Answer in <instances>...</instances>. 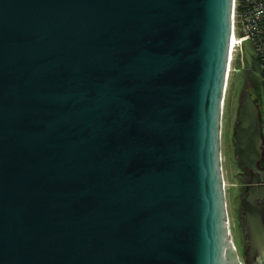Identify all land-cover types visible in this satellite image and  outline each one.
Returning a JSON list of instances; mask_svg holds the SVG:
<instances>
[{
    "label": "water",
    "instance_id": "95a60500",
    "mask_svg": "<svg viewBox=\"0 0 264 264\" xmlns=\"http://www.w3.org/2000/svg\"><path fill=\"white\" fill-rule=\"evenodd\" d=\"M233 7L0 0V264H243L221 143ZM262 141L248 95L245 168ZM258 190L243 201L261 249Z\"/></svg>",
    "mask_w": 264,
    "mask_h": 264
},
{
    "label": "rangeland",
    "instance_id": "374dc122",
    "mask_svg": "<svg viewBox=\"0 0 264 264\" xmlns=\"http://www.w3.org/2000/svg\"><path fill=\"white\" fill-rule=\"evenodd\" d=\"M253 48L249 42H245L233 51L230 73L225 93L223 118H222V157L223 172L225 178V190L227 200V210L229 214V225L232 234L237 238L236 233L239 232L237 226V208L240 204V171L241 165L237 160V152L235 145V136L239 126L237 121L240 114V96L248 91L241 83V74L247 67H252L256 74L255 65H258L252 59ZM258 67V66H256ZM257 76V81L261 87L262 104L264 102V94L261 77ZM237 244V242H236Z\"/></svg>",
    "mask_w": 264,
    "mask_h": 264
},
{
    "label": "flooded vegetation",
    "instance_id": "af4514ba",
    "mask_svg": "<svg viewBox=\"0 0 264 264\" xmlns=\"http://www.w3.org/2000/svg\"><path fill=\"white\" fill-rule=\"evenodd\" d=\"M241 83L244 88H248L249 90L245 93H242L240 96V114H238L237 121L240 123L241 119V108L245 98L248 95L252 98L254 104L257 106L261 116V125H262V133H263V141H262V148H263V157L259 161V169L257 171H252L245 168L241 165L240 171V184L239 188L241 190L240 193V204L237 208V226L239 232L235 235L232 234V240L236 248L237 255L239 259L242 261L243 264H264V247L261 249L255 247L252 244V237L249 234L247 228V221H246V211L244 206L243 199L248 194L250 188H257L258 196L256 197V203L261 204L264 206V110L262 104V95H261V87L257 81V76L254 73L253 68L247 67L242 71L241 74ZM264 216V210H263ZM230 226V225H229ZM231 230V228H230ZM237 242V244H236Z\"/></svg>",
    "mask_w": 264,
    "mask_h": 264
},
{
    "label": "trees",
    "instance_id": "16d2710c",
    "mask_svg": "<svg viewBox=\"0 0 264 264\" xmlns=\"http://www.w3.org/2000/svg\"><path fill=\"white\" fill-rule=\"evenodd\" d=\"M237 2L239 12L244 13L246 9L245 23L247 22L255 27L250 32L251 44L254 49L252 59L259 65V68L256 67L258 65H255L256 71L258 69L256 75L262 78V87L264 90V0H237Z\"/></svg>",
    "mask_w": 264,
    "mask_h": 264
},
{
    "label": "built area",
    "instance_id": "2783aa9c",
    "mask_svg": "<svg viewBox=\"0 0 264 264\" xmlns=\"http://www.w3.org/2000/svg\"><path fill=\"white\" fill-rule=\"evenodd\" d=\"M246 12V9H245ZM245 12L241 13L238 11V2L234 0V7H233V26H232V36H231V44H230V52H229V61H228V76L230 73L231 62L233 58V51L244 44L245 42H249L251 44L250 39V32L254 30V26L248 24L246 21ZM251 47L253 48L252 44ZM254 52V49H253ZM259 68V65H258ZM258 71V69H257ZM262 81V78H261ZM263 82V81H262ZM228 83V82H227ZM263 86V84H262ZM227 88V87H226ZM264 94V90H263Z\"/></svg>",
    "mask_w": 264,
    "mask_h": 264
}]
</instances>
